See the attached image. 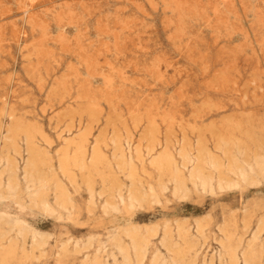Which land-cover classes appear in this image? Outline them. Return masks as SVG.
<instances>
[{"label": "rangeland", "instance_id": "obj_1", "mask_svg": "<svg viewBox=\"0 0 264 264\" xmlns=\"http://www.w3.org/2000/svg\"><path fill=\"white\" fill-rule=\"evenodd\" d=\"M262 158L264 0H0V264H264Z\"/></svg>", "mask_w": 264, "mask_h": 264}, {"label": "bare ground", "instance_id": "obj_2", "mask_svg": "<svg viewBox=\"0 0 264 264\" xmlns=\"http://www.w3.org/2000/svg\"><path fill=\"white\" fill-rule=\"evenodd\" d=\"M259 158H261V157H259ZM263 159V158H262ZM68 160V159H67ZM257 159H255V161H256ZM259 160V159H258ZM264 160V159H263ZM7 161V160H6ZM202 160H200L199 159V161H197V163H194L191 159H189V158H187L186 156H184V160L182 161V168L183 169H186V167L188 166V165H191L192 166V168H191V170H189L188 171V176L185 178V176H183L182 175V171H180V170H178V168H176L175 167V170H174V179H173V181H174V183H175V188H174V191H173V195L174 196H179V198H184L185 197V195H184V191L185 190H183V184H184V181H190V183H193V184H198L199 185V188L202 190V191H204V192H212V185H211V179L210 178H204L203 177V175H202V171H201V169L199 168V163L201 162ZM260 161V160H259ZM259 161H257L258 163H259ZM262 161V160H261ZM260 161V162H261ZM255 163L256 165L253 167V166H251V165H247L246 163V165L243 163V162H238L237 160H235V161H232V163H231V165H230V167L228 168V173H230L231 175H233V176H235L236 178H237V180H238V182L237 181H235V182H233V181H223V180H219L218 181V183H217V187L219 188V189H232V188H236V187H238L239 186V183H248V182H250V185H255V184H257V181H256V177H261L262 179H263V181H264V169H263V167H262V164L261 165H259L258 163ZM217 163H219V162H217ZM215 161H213L212 160V162H211V165L210 166H213L214 168H218V165L219 164H217ZM264 163V162H263ZM14 164V163H13ZM28 164V166H29V168H33V162L32 161H30V163H27ZM254 164V163H253ZM264 165V164H263ZM13 166V165H12ZM27 167V166H26ZM215 169V170H216ZM8 170H9V168H8ZM10 171H11V169H10ZM9 172V171H8ZM32 172V171H31ZM14 173V172H13ZM36 173H37V171H36ZM13 175V174H12ZM30 175V174H29ZM31 176V175H30ZM30 176L28 177V178H30ZM11 177V176H10ZM25 177H26V175H25ZM43 177V176H42ZM13 178H15L14 176H13ZM12 178V179H13ZM10 181H11V179H9ZM32 179H30V180H28V181H31ZM38 181H40L38 184H41V183H43L44 181L43 180H40V179H37ZM27 181V182H28ZM10 183H12V185H13V182H10ZM15 183V182H14ZM17 183V182H16ZM31 183V182H30ZM33 183V182H32ZM28 184V183H27ZM11 185V184H10ZM15 185V184H14ZM31 186V185H30ZM43 186V185H42ZM194 186H196V185H194ZM11 187V186H10ZM29 187V186H28ZM38 187H39V185H38ZM12 188H13V186H12ZM42 188V187H41ZM6 189H7V186H6ZM29 189V188H28ZM34 189V188H33ZM18 190V189H17ZM31 190V189H30ZM8 191V190H7ZM34 191V190H33ZM152 191V190H151ZM32 192V191H31ZM30 192V193H31ZM37 192V191H36ZM153 192V191H152ZM35 193V192H34ZM33 193V195H35ZM151 193V192H150ZM15 193H13V195H14ZM38 195H39V193H37ZM186 194V193H185ZM6 195V194H5ZM32 195V196H33ZM28 196H29V193H28ZM3 197V196H2ZM152 198H154V196L152 195L151 196ZM36 198H38V197H36ZM156 199V198H155ZM155 199H153V200H155ZM33 201V200H32ZM36 201V200H35ZM129 201H130V203H134V202H140V197H138V195L136 194V192H132V194H130V196H129ZM156 201V200H155ZM38 205V204H37ZM9 219V218H8ZM7 219H5V221H6ZM13 220V219H12ZM5 221L3 222V223H5ZM10 221V220H9ZM15 221V220H14ZM16 223V222H15ZM14 223V224H15ZM2 224V223H1ZM3 225V224H2ZM21 225H23L22 223H21ZM20 225V226H21ZM14 226V225H13ZM17 226V225H16ZM19 226V227H20ZM19 227L17 228L18 230H19ZM29 227V226H28ZM12 228H14V227H12L11 226V229ZM23 228V227H22ZM27 229V228H26ZM29 230H30V228H28ZM27 229V230H28ZM201 229H200V227H198L197 228V232L199 233V231H200ZM32 231V230H31ZM19 232H21V230L19 231ZM24 232V231H23ZM26 233V232H25ZM28 233V232H27ZM33 233V232H32ZM3 235V234H2ZM1 235V236H2ZM25 235V237H27L26 236V234H24ZM24 235H23V237H24ZM37 235H38V233H37ZM202 235H203V233H202ZM1 236H0V238H1ZM39 236V235H38ZM3 237V236H2ZM9 237V236H8ZM21 237V236H20ZM40 237V236H39ZM31 238V237H30ZM41 238H42V235H41ZM47 238V237H46ZM2 239V238H1ZM3 239H5V238H3ZM36 239V238H35ZM163 242H167V239H166V233L164 232L163 233ZM255 240H256V234L254 233L253 235H252V237H251V240H250V242H249V246H248V248L245 250V252H244V255H242V256H239V254L237 253V250H233V251H231V252H227L226 251V255L228 256V259H229V261L231 262V264H239V261H241V263L242 264H249V254H248V252H249V249H250V247H251V245H253V243L255 242ZM3 241V240H2ZM162 242V243H163ZM38 243V242H37ZM43 243H44V241H43ZM133 243V242H132ZM134 244V243H133ZM142 244V243H141ZM146 245V244H145ZM35 247V246H34ZM37 247V246H36ZM42 247V246H41ZM39 248V247H38ZM137 248H139V247H137ZM135 250H136V247H135ZM22 251V250H21ZM38 251V250H37ZM134 251V250H133ZM137 251V250H136ZM118 252H121V251H118ZM139 253L140 254H142V253H144V250L141 248L140 249V251H139ZM121 254H122V252H121ZM144 255V254H143ZM135 256V255H134ZM219 256V259H220V255H218ZM223 257V256H222ZM218 258V257H217ZM135 259V258H134ZM218 259V260H219ZM219 261H221V259L219 260ZM165 262V261H164ZM163 262V263H164ZM210 262H212V261H210ZM126 263V262H125ZM162 263V264H163ZM165 264V263H164Z\"/></svg>", "mask_w": 264, "mask_h": 264}]
</instances>
